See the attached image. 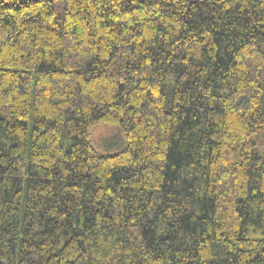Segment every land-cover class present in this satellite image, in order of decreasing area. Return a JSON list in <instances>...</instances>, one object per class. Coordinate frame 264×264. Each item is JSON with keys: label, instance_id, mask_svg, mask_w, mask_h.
Returning <instances> with one entry per match:
<instances>
[{"label": "trees", "instance_id": "obj_1", "mask_svg": "<svg viewBox=\"0 0 264 264\" xmlns=\"http://www.w3.org/2000/svg\"><path fill=\"white\" fill-rule=\"evenodd\" d=\"M0 264H264V0H0Z\"/></svg>", "mask_w": 264, "mask_h": 264}, {"label": "rangeland", "instance_id": "obj_2", "mask_svg": "<svg viewBox=\"0 0 264 264\" xmlns=\"http://www.w3.org/2000/svg\"><path fill=\"white\" fill-rule=\"evenodd\" d=\"M91 141L102 154H114L124 149L127 139L119 127L98 125L92 130Z\"/></svg>", "mask_w": 264, "mask_h": 264}]
</instances>
